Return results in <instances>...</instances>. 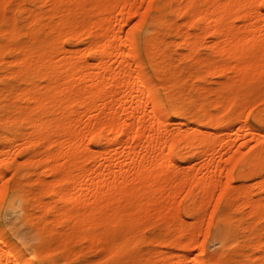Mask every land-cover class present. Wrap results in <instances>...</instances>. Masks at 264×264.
Returning <instances> with one entry per match:
<instances>
[{"label":"bare ground","instance_id":"obj_1","mask_svg":"<svg viewBox=\"0 0 264 264\" xmlns=\"http://www.w3.org/2000/svg\"><path fill=\"white\" fill-rule=\"evenodd\" d=\"M261 5L0 0V264H141L143 254L131 250L121 260L132 241L124 208L143 218L164 203L180 229L187 218L196 226L218 186L205 242L199 230L167 240L149 264H264V125L255 133L254 108L245 125L252 131L242 134L239 119L226 117L235 100L221 119L205 83L185 79L223 58H255V45L264 46ZM13 138L25 142L22 162L8 156ZM223 176L241 180L240 189ZM249 179L263 187L260 197ZM6 214L29 224L27 243L6 228ZM105 224L101 259L89 258ZM211 246L208 259L191 254Z\"/></svg>","mask_w":264,"mask_h":264},{"label":"rangeland","instance_id":"obj_2","mask_svg":"<svg viewBox=\"0 0 264 264\" xmlns=\"http://www.w3.org/2000/svg\"><path fill=\"white\" fill-rule=\"evenodd\" d=\"M256 13L259 15H264V5L259 6ZM128 19L130 20V22H134L138 19V14H128ZM170 50L174 53L176 51H183L182 48L175 45L171 46ZM204 52L205 49L204 47H202L201 53ZM226 65L229 66L227 69H225ZM189 69V66L186 65V72ZM219 70L222 71L220 72ZM185 79L188 82V85L194 83L198 86H201L205 83L206 88H208V90L210 91L209 102H211V105L209 109L212 112L217 113L221 119H224L223 114H225V108L228 105V103L226 102L235 100L237 104L236 109L232 111L231 115L228 114L229 116L226 117L231 116L235 119H239V123L235 126V129L240 128V132L242 134H249L252 131L245 125H250L251 123H253L254 118L250 113L254 108L255 133L258 131L259 125H264V46L259 47L255 45V58L231 60L223 58L217 63V67L215 70L205 72V70L202 68L199 72H197L196 77L186 76ZM224 83L226 85H223ZM233 114L236 116H233ZM123 138H126V136H124ZM243 139L244 136H241L236 141L237 143H239L243 141ZM12 141L18 147L17 149H12L8 156H12L18 162L24 161L27 156V152H25L23 149L25 142H23V140L21 139L16 138H13ZM254 142L256 143V139L255 141L253 139H250L248 141V144L246 146H243L242 149L244 151L247 150L249 147H251V145H253ZM2 158L3 155H0V159ZM197 161V159H191L185 164L193 162L195 163ZM89 164L90 162H88L87 166ZM40 170L45 171L46 166H41ZM12 173V170H6L4 179H10L12 177ZM32 179L33 176H30L28 181H32ZM221 183H225L224 185H228V187H231L234 191H237L240 189L242 182L239 179H234L230 182H227L225 176H223ZM255 184H257L256 181ZM248 185L252 190L251 196H253L254 198H258L261 196L263 187L254 186L253 179H249ZM219 192L220 186H218L214 191V199L219 195ZM182 196L183 193H179L176 197V201H180ZM214 199L211 200L210 204L206 208L205 222L199 223V225L195 226V220L192 218H187V223L183 227V229H180L177 224V222L180 220L179 216H170V213L176 214L177 211L174 209H166V205L164 203H159L157 207L152 208V210L148 211L143 218H139L138 213H134L131 215V207L126 206V208H124L125 213L126 215L129 214V217L127 223H125L124 225V229L126 231L131 230L127 231V234L129 235V232L131 233L130 237L132 238V241L130 243L129 250L123 253L124 255L122 256L121 260L127 258L130 255L129 251L131 250L135 252L136 257L143 254L141 264H149L153 259V256L165 250V243L167 240L175 241L179 237L184 240H188L191 237L192 232L196 230H199V233L197 235L198 241L204 243L206 240L205 232L207 231L208 227L206 225V221L209 219V215L213 210L215 203ZM159 207L162 211H159ZM20 210V206L17 205V213ZM3 221H5L6 228L12 232L18 242L27 243L28 238L26 237V233L29 232L28 223L24 221H18L17 219H15L13 214H6ZM252 224L253 226H255V217L254 219H252ZM62 226L63 225H61V227ZM107 228L108 224H105L100 228V235L97 242L95 243V245L97 246L94 247L95 251H93L89 258L96 256V258L98 259L101 257L100 255H102L103 251H100L102 250L101 247L104 240L103 236ZM37 241L38 237L30 239L31 243H35ZM152 241L154 243H151ZM77 245L78 243L75 244L74 251L76 250ZM212 250V246L208 247L207 251L205 252H201L197 247H195L191 250V254L192 256H197L200 259H208L212 255ZM62 260L64 261V258H60L59 262L62 263Z\"/></svg>","mask_w":264,"mask_h":264}]
</instances>
